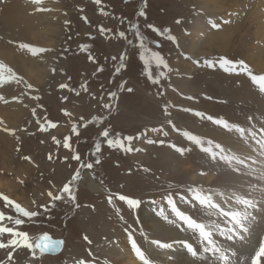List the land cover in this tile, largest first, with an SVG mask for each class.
I'll return each mask as SVG.
<instances>
[{"label":"rangeland","instance_id":"rangeland-1","mask_svg":"<svg viewBox=\"0 0 264 264\" xmlns=\"http://www.w3.org/2000/svg\"><path fill=\"white\" fill-rule=\"evenodd\" d=\"M249 1L238 10L241 11L238 24L242 26L234 34L229 50L216 49L210 43L208 47H202L194 53L191 61L196 67L187 77L181 69V61L187 58V53L180 47L179 40L186 30L182 24L192 12L198 13V0H101L100 4L95 0L64 1L70 16L64 35L56 46L57 52L52 47L46 48L64 62L61 63L62 67L64 65L63 79L58 85L34 86L22 78L16 82L24 98L23 104L30 106L27 118L33 117L35 122L19 128L11 141L0 142V193L39 213L32 218L21 216L25 220L22 225L5 220L7 226L27 232L33 239L44 232L63 237L65 247L56 256L41 254L38 250L33 256L24 246L0 248V264H80V261L117 264L111 253L119 247L121 242L118 244V240L126 239L130 243L129 234L148 255L166 257L168 254L162 251L163 248L152 243L154 240L166 242L162 232L151 234L140 219L141 211L152 206L156 210V219L178 229L176 224L168 223L157 214L163 207L170 220L176 219L167 205L169 194L177 207L193 219L210 221L211 216L203 209L194 210L199 205L193 207L181 197L188 198L189 195L190 199L187 190L193 187L220 192L217 181L207 180L210 172L218 175L219 169L213 170L210 162L218 164L219 159L213 160L182 133L199 132L205 136V141L218 143L225 151L226 139L205 135L211 126L233 132V138L241 136L206 119L207 116L221 118L248 131L253 130L254 122L259 120L258 124L263 119L262 116L257 118L256 103L254 105L238 88L241 82L245 84L243 78L246 77L249 88L258 90L247 73L239 71V61H243L253 74H264L245 57L244 50L255 40L252 33L256 28L251 3L254 0ZM141 10L145 15L139 14ZM102 28L108 31H102ZM137 30L147 48L158 53L167 67L155 62L145 63L151 53L140 47ZM122 31L125 37L119 35ZM244 34L248 35L245 41ZM169 37H175V40ZM222 58L236 62L237 71L228 72L220 67ZM206 61H211L213 66ZM216 72H221L223 77L215 78ZM28 83L33 87L28 88ZM61 84L67 87L61 88ZM129 88L131 92L127 90ZM197 112L203 117L197 116ZM52 124L56 126L52 127ZM74 125L78 135L72 131ZM15 130L4 127L0 132L11 134ZM104 130L109 131V137L101 135ZM129 136L133 137L131 141L126 139ZM66 137H71L70 148L63 146ZM108 139H120L134 150L109 146ZM149 139L154 143H148ZM255 147L259 149V145ZM177 148L190 149L186 150L193 165L189 171H184V165L179 161L170 160L168 152L164 154L170 149L184 160L185 154ZM77 153L81 157L79 161L73 159ZM97 159L98 164L95 163ZM85 163H91L93 167L85 168ZM77 170L79 179L71 185L75 201L66 195L62 200L53 201L48 193L60 194ZM92 181L104 190H92ZM118 195L138 199L141 204L133 209L126 201L119 200ZM109 197H112L111 203ZM41 205L45 207L41 208ZM190 205L191 209L187 210ZM0 211L14 217L20 215L14 208L5 207L2 200ZM186 234L197 243L194 247L199 250L198 237L191 231ZM10 238V234L0 236L5 243ZM176 257L169 256L166 261L177 264Z\"/></svg>","mask_w":264,"mask_h":264},{"label":"bare ground","instance_id":"bare-ground-1","mask_svg":"<svg viewBox=\"0 0 264 264\" xmlns=\"http://www.w3.org/2000/svg\"><path fill=\"white\" fill-rule=\"evenodd\" d=\"M64 1L43 0V3L37 6L34 5L31 0H0V61L11 67L17 74L18 79H27L29 83L34 84V86L45 85V83L58 85L60 80L63 79L64 65L63 67L61 66L63 61L55 57L54 52H49V49V51H45L38 55H32L28 49L22 48L20 45L28 44L33 47L44 49L52 47V49L57 52L56 46L59 44L62 34L64 35V28L70 18L67 5L65 4L66 2ZM247 1L249 0L243 2H239L238 0H198V13L194 14L192 12L185 24H182L184 30H186L181 34L179 44L187 53V58L181 61V69L185 74L183 76L187 77L193 74V67L196 66L193 65L194 63H192L191 59H194V53L201 51L202 47H208L207 44L210 43V45L212 47L214 46L216 49L229 50L234 42V34L238 33L242 26L238 24V17L241 14V11L238 10L247 6ZM251 3L252 14L254 15L253 22L256 24L255 31L253 30L254 33H252L255 40H253L251 44H247L248 46H246L244 51L246 59L249 61L251 60L252 65L261 72L264 71V0H254V2L252 1ZM37 7L47 8L48 11H37ZM212 22L219 24L220 27L214 30ZM221 29H224V31H220ZM247 36V34H244V41L247 39ZM53 69H55V71H53ZM241 76L242 75H240V77ZM220 77H223L222 73L216 72L215 78L218 79ZM243 80L245 84L241 82V86L238 87L239 90L242 89V94L248 100H251L253 104L254 102L256 103L255 107H257L258 111L257 118L260 119L259 117L262 116L263 119L260 120L258 124L256 123L259 120L256 119V123L254 122V124L251 125L254 127L253 130H246L245 136L239 139L233 138V132H225L220 129V127L218 128L216 126H211L209 130H207L208 134L205 133L207 136H211L210 134L214 135V138H218V140H220V138L226 139L225 143L229 149L226 148L224 154H235L241 156L246 161L245 165L240 166L239 171L234 170L222 160H217L218 164L210 162L212 163L210 165L213 170H219L217 171V176L212 172L208 174V182L217 181V185L220 186L219 193H224L225 199L230 197L233 192H238L247 194L248 198L256 203V208L249 209L254 220H252L249 225L250 231L248 233H242V235L246 237L245 240H227L225 237L220 236L219 233L214 234V238L217 239L224 248L229 250L228 254L231 257L232 264H250L251 255L258 249L261 239L264 238V156L260 155V149H257L255 147L257 144H254L257 140L264 138V95L257 89H250L249 84L247 85L248 82L246 77L243 78ZM16 86V81H10L0 85V97H3L0 99V117L2 119L0 120V129H4V127L16 128L11 134H7L8 131L6 130L7 133L0 132V142L11 141V138L19 133V128L22 126H31L35 122V118H27L29 116L30 106L23 104L24 98L20 93V88ZM244 87L246 88L243 89ZM182 88L188 89L186 86ZM251 126L248 127L251 128ZM194 134L205 138V136L199 134V132ZM177 145L180 146V144ZM254 147L255 149L253 150ZM172 151L173 150L170 151V149H167L164 154L168 152L171 155L170 160L179 161V163L184 165L183 170L189 171L193 166L192 163H190V154L185 151L183 160L179 157L180 154L178 156ZM198 153V155H202L200 152ZM164 157H166V155ZM249 157L251 158L249 159ZM223 166H225V168H223ZM91 184L92 190L94 191L104 190L100 184L94 181H92ZM218 202H220L226 210L232 207L231 204H225L219 199ZM151 207L147 208L145 211H141L140 219L141 223L146 228H149L151 234L156 235L161 231L162 238L166 240L165 243L187 240L189 243L192 242L194 244L193 246L197 245V243L188 236L189 234H186L190 231L182 233L180 228L177 229L165 225L159 218H155L154 214L156 210L154 207ZM189 209H191V205L187 207V210ZM200 209V207H197L194 210L201 211L202 209ZM203 211L206 212L204 209ZM210 221L219 223L224 229L230 227L227 219L218 215H212ZM118 244L119 247L116 249V252L113 250L111 253L115 263L142 264V261L139 260L132 248L131 241L129 243L126 239H121L118 240ZM142 251L153 264H173L172 261H166L169 256L173 257V255L177 256V264H213L214 261L211 254H205V259L199 260L193 258L187 250L178 243H173L172 248H163L162 251L168 254L166 257H161L162 255L160 257H153V254V256H150L148 252ZM114 252L115 254H113ZM232 252H235L236 255L232 256ZM262 264H264V261H262Z\"/></svg>","mask_w":264,"mask_h":264},{"label":"snow or ice","instance_id":"snow-or-ice-1","mask_svg":"<svg viewBox=\"0 0 264 264\" xmlns=\"http://www.w3.org/2000/svg\"><path fill=\"white\" fill-rule=\"evenodd\" d=\"M31 2L34 5H41L43 3V0H31ZM95 3L100 4L101 0H95ZM37 11H48L47 8L43 7H37ZM140 15H145L143 10L140 11ZM179 23V21H177ZM133 27H136L133 25ZM148 27L153 28L155 31H159L158 29H155L153 25H148ZM213 28H219L220 25L217 23L212 22ZM102 31H108V29H101ZM165 31H168L167 29ZM119 35L121 37H125V32H120ZM137 37L140 40V47L142 49H145V52H150V56L145 59V63L148 64L150 62H155L158 66L163 65L164 67H167V63L162 59V57L155 52H151L150 49L147 48V46L144 43V38L140 35L139 31L137 30L136 33ZM170 39L175 40V37H169ZM20 47L28 49L32 55H38L40 53H43L47 51L44 48H38L33 47L28 44H21ZM141 57L145 58V54L141 53ZM115 59V57L113 58ZM121 61H123L124 57H120ZM208 65L211 67L213 66L211 61H206ZM236 62H233L231 60H228L227 58H222L220 61V67L224 68L225 71L228 72H235L237 71L236 67L234 66ZM240 65L239 71L246 72L247 75L250 77L252 83L258 88V90L262 93H264V74L255 75L252 73L251 69L243 62H238ZM124 66L123 64L121 65ZM55 71V69H53ZM119 71V69H117ZM10 81H16L19 82V79L17 78V74L14 72V70L6 65L4 62L0 61V85H3L4 83L10 82ZM157 82V81H154ZM28 88H32L33 86L31 84L27 85ZM61 88L67 87L65 84L60 85ZM123 87V85H121ZM129 92L132 91L131 88L127 89ZM111 95H115V93H111ZM3 97H0L2 99ZM15 99V97H14ZM105 107H108V105H105ZM185 111H190V109H185ZM33 114H35V109H33ZM67 114V113H66ZM197 116H202L201 113H196ZM206 119L214 122L215 124L224 127L225 129L229 131H235L237 132L241 137L245 136L246 129L242 128L241 126L237 124H231L230 122L223 120L221 118H215L212 116H207ZM171 124V121H169ZM55 124H52V127H55ZM175 127V125H173ZM7 131V129H5ZM72 131L79 134L77 132V128L74 125L72 128ZM152 131H160V129H152ZM177 131H180L177 129ZM104 137H109V131L104 130L101 133ZM167 135V133H165ZM183 136L200 147L201 151L207 153L210 155V157L213 160H216L217 158L219 160L224 161L227 165L232 167L234 170L239 171L241 165H245L246 161L241 156L231 154L227 155L224 154V148L211 140L205 141L204 138L199 137L189 131H183ZM254 137V134H253ZM55 139V138H54ZM70 139L71 137H66L64 140L63 146L66 148H70ZM128 141H131L133 137L129 136L126 138ZM148 143H154L151 139L147 141ZM107 143L109 146L116 147L119 146L121 148H125L126 151H133L131 147H126L124 142L120 139L112 140L108 139ZM163 143V141H161ZM257 145H259L260 149V155L264 156V138L256 141ZM173 147H176V145H173ZM96 150H100V145H96ZM136 151H139V149H135ZM186 150L190 149H184V148H177V151L183 154ZM251 157H249L250 159ZM73 159L79 161L81 159L80 155L77 153L73 156ZM99 159L95 161V163H99ZM83 167L91 169L93 167V164L91 163H85ZM79 170L76 171L75 175L72 177V179L66 183L63 188L60 190V194L54 195L52 192L48 193V196L53 201L62 200L64 196H68L71 198L72 201H75V194L72 192L71 185L74 180L79 179ZM188 193H190V199L187 197H181L182 200H184L186 203L191 204L193 207H196L199 205L201 209H204L206 211V214L209 216L212 215H218L221 217H224L227 219L228 223L230 224V227L227 229H224L221 227L219 223H216L214 221L209 222H202L197 221L196 219H193L190 215L187 213L181 211L177 205L176 202L173 200L172 195L169 194L166 197L167 205L171 209V213L175 216L176 219L170 220L169 216L165 213V210L163 207L160 208L159 212L157 213L160 217H162L165 221L168 223L176 224L177 227H179L182 231H191L194 235L198 237V244H199V250L193 246V244L189 243L187 240L184 241H175L173 243L180 244L183 248L187 250V252L196 259H205V254H211V257L214 258L213 264H232V260L230 255L228 254V249L224 248L223 245H221L217 239L214 238L215 233H219L220 236L225 237L227 240H233V239H240L245 240L246 237L242 235V233H248L250 231L249 225L251 224L252 220H254V217H252L251 212H249V209L256 208V203L249 199L247 194H241L238 192H233L230 197L227 199L224 198V193H214L211 191H205L202 188H189ZM119 200L126 201L129 207L135 209L138 208L141 204V201L138 199H133L124 195H118ZM109 202H112V197H109ZM218 199L223 201L225 204H231L232 207L228 208L227 210L222 206L220 202H218ZM0 200L4 202L5 207H12L14 208L15 212L20 214L18 216H11L6 215L5 212L0 211V236H3L4 234H10L11 238L7 240L5 243L3 240H0V248H7L9 246L14 247H21L24 246L32 251V255L35 256L37 250L43 254L46 252H55L59 250L62 245L63 241L58 239H53L49 234L44 233L40 235L39 237L33 239L29 237V234L27 232L19 231L15 227H9L7 226L4 221H12L14 225H22L25 223V220L21 218H32L39 213L37 211H30L24 207L21 206V204L15 202L14 200L10 199L7 195L0 193ZM234 201V204H233ZM153 203H156L153 201ZM41 208L45 207L44 205L40 206ZM127 231V229H126ZM87 239V237H85ZM129 239L132 243V248L135 251L137 257L140 261H142V264H153V262L146 256V254L141 250V248L136 244V241L131 237V234H129ZM153 244L157 245L159 248H172L173 243H164L159 240L152 241ZM232 256H235L236 253L232 252ZM9 257H11V252L9 253ZM262 261H264V238L261 239L259 243V247L257 250H255L254 254L250 257V264H262ZM80 264H86L84 261H80Z\"/></svg>","mask_w":264,"mask_h":264},{"label":"water","instance_id":"water-1","mask_svg":"<svg viewBox=\"0 0 264 264\" xmlns=\"http://www.w3.org/2000/svg\"><path fill=\"white\" fill-rule=\"evenodd\" d=\"M44 233H47V232H44ZM44 233H42V234H44ZM42 234H40V235H42ZM47 234H49V233H47ZM39 235V236H40ZM53 239H58V240H62L63 242H64V238L63 237H54V236H52L51 234H49ZM38 236V237H39ZM64 247H65V242L63 243V245H62V247L59 249V250H57V251H55V252H46V253H43V254H45V255H51V256H56V255H58V254H60L63 250H64Z\"/></svg>","mask_w":264,"mask_h":264}]
</instances>
